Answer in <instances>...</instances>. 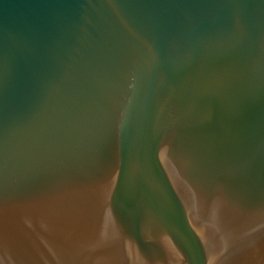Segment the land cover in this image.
Here are the masks:
<instances>
[{
  "label": "water",
  "instance_id": "water-1",
  "mask_svg": "<svg viewBox=\"0 0 264 264\" xmlns=\"http://www.w3.org/2000/svg\"><path fill=\"white\" fill-rule=\"evenodd\" d=\"M0 264H264V0H0Z\"/></svg>",
  "mask_w": 264,
  "mask_h": 264
}]
</instances>
